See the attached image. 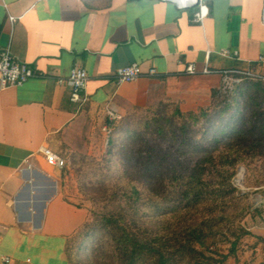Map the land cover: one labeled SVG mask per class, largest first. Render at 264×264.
<instances>
[{"label": "crops", "instance_id": "1", "mask_svg": "<svg viewBox=\"0 0 264 264\" xmlns=\"http://www.w3.org/2000/svg\"><path fill=\"white\" fill-rule=\"evenodd\" d=\"M207 6L210 15L196 23L193 11L151 0H0V53L44 76L0 93V264H70L68 250L90 218L72 189L71 162L102 158L108 112L122 117L162 98L181 112L212 102L220 77L187 78L179 61L201 71L210 52L212 66L226 69L234 64L217 54L236 53L264 76V0ZM132 65L158 76L118 87L115 77ZM75 68L90 79L84 108L58 83ZM43 148L67 162L60 180L25 166Z\"/></svg>", "mask_w": 264, "mask_h": 264}, {"label": "trees", "instance_id": "2", "mask_svg": "<svg viewBox=\"0 0 264 264\" xmlns=\"http://www.w3.org/2000/svg\"><path fill=\"white\" fill-rule=\"evenodd\" d=\"M256 83H260L259 90L249 91L253 96L245 108L238 106L243 91L237 85L222 103H215L218 94L214 92L211 106L200 114H183L176 105L170 114L161 108L153 118L139 123L126 119L111 132L107 162L99 170L81 175L86 165L97 168V164L85 156L73 157L72 166L79 165L81 192L92 188L90 199L106 205L78 235L83 238L82 246L89 240L87 264L226 262V257L217 261L208 256L226 231L222 226L230 223L222 217L217 231L208 202L214 195L213 186L217 201L231 200L232 191L222 186H228L242 153L264 152V88ZM204 122L209 125L207 131L196 130ZM212 131L219 135L209 141ZM115 134L128 139L122 141V151H116ZM205 143L220 146L215 148L216 155L200 159Z\"/></svg>", "mask_w": 264, "mask_h": 264}, {"label": "rangeland", "instance_id": "3", "mask_svg": "<svg viewBox=\"0 0 264 264\" xmlns=\"http://www.w3.org/2000/svg\"><path fill=\"white\" fill-rule=\"evenodd\" d=\"M229 77L232 81L239 78V76L236 75H231ZM232 81H224L222 77H220L219 87L213 91V93L217 92L218 94L217 101H215V103H222L227 99V97L229 98V94L234 92L235 86L238 85V89L243 91V94L239 98L238 106L240 108H245V103L253 96L252 92L250 93L249 91H258V84L260 83H256L255 80L245 83H241L242 81ZM260 86L261 88H264V83L261 82ZM211 104L212 102L207 107L190 112L184 111L183 109L182 113L200 114L201 109H208ZM176 105L180 107L178 103L162 98L161 100L154 101L148 106L132 108L130 111L122 115L119 122H116L112 126L111 132L118 126V124L123 123L128 118H133L136 120V123H139V121L153 118L154 114L160 111L161 108H164L163 113H165V115L170 114L173 109L177 107ZM233 107L237 108V105L234 104ZM261 108H263L264 112V103H261ZM208 126L209 125L204 122L203 125L198 127L196 130L203 132ZM201 127L204 129H200ZM209 135L212 136L209 140L211 141L214 139V136H218L219 133L218 131H212L209 132ZM105 136L107 145L104 149V155L102 158L99 157L98 160L92 159L96 162L97 168L86 165L80 172L81 175L93 170H99L101 166L106 164L107 157L105 158V156L111 134L108 135L105 133ZM114 138L117 142L116 151H122V147L125 144V142L122 141H127L128 139L122 140L123 137L121 134H115ZM200 138L201 137L198 139ZM222 139L224 140V138L220 136V140ZM211 143H205V149L198 154L200 159L210 158L211 156L216 155L215 148L220 145L216 143L214 146L211 145ZM78 166L76 165L73 167L71 163V168L73 167L72 177L70 178L71 185L72 189L75 188V191H79L82 199L89 207L90 218L88 224H90L95 221L94 215H98L101 210L106 208V205L104 206V203H100L99 200L90 199L94 196V190H92V188L85 187L84 190L86 193L83 194L81 192V176H79L76 171ZM242 175L243 178H241ZM214 187L215 186L211 188V192L214 195L212 200L208 202V206H211V210L213 212L212 218L214 219V224L217 226V231L219 230V220L222 217H226V220L230 223L226 227L224 225L222 226V228H226V231H224V235H220L218 239H216V246L210 248L208 256L213 257L217 261H220L221 256L226 257V262L223 264H264V239L258 237V235L264 233V152L242 153V160L237 164L236 171L230 178L228 186H222L223 189L232 191L233 196L231 200L217 201V195L213 191ZM83 231L81 233H83ZM244 232L248 235L244 236ZM82 240V237H77L71 244L68 250L70 264H87V256L90 253L89 240L84 246H82ZM233 244L235 249L234 253H232Z\"/></svg>", "mask_w": 264, "mask_h": 264}, {"label": "built area", "instance_id": "4", "mask_svg": "<svg viewBox=\"0 0 264 264\" xmlns=\"http://www.w3.org/2000/svg\"><path fill=\"white\" fill-rule=\"evenodd\" d=\"M135 3L138 0H128ZM158 3H171L176 5L182 10H190L194 12V20L196 23H201L205 18L210 15V10L207 6L208 2L214 0H195L193 4L189 6L179 5L172 0H151ZM218 58L222 62L233 63V66L229 69H216L212 66V60L214 55L208 52L205 54L206 66L203 70H198L195 64H190L184 61H179L178 65L184 67V76L187 78H194L197 76H220L224 81H232L229 76H239L235 81H242V79L249 78L255 81L264 83V76L250 73L241 66L239 57L236 53L222 52L217 54ZM259 64H264V59H260ZM158 73L151 70L148 74H145L142 68L138 65H132L128 68L121 70L115 77L116 85L123 86L133 84L143 78H155ZM42 74L37 73L33 69L26 65H23L16 60L10 51L0 53V93L13 88H22L28 84L31 80L43 78ZM88 74L82 70L75 68L70 77L66 81H59L58 83L67 85L70 88V101L72 104L79 108H84L90 104V98L88 97ZM109 125L105 128L104 133L111 134L112 126L121 120V117L113 112L107 114ZM25 166L28 170L39 169L46 175L55 180H60L67 169V162L52 152L49 149H41L35 153L30 160L26 161ZM6 264L8 261L5 262Z\"/></svg>", "mask_w": 264, "mask_h": 264}, {"label": "bare ground", "instance_id": "5", "mask_svg": "<svg viewBox=\"0 0 264 264\" xmlns=\"http://www.w3.org/2000/svg\"><path fill=\"white\" fill-rule=\"evenodd\" d=\"M172 1L177 3V4H179V5H182V6H189V5L193 4V2L195 0H172ZM233 66H236V65H233ZM233 66L231 64H229V66L228 65H224L223 68L228 67L226 69H229V68H232ZM241 178H243V175L241 176Z\"/></svg>", "mask_w": 264, "mask_h": 264}]
</instances>
